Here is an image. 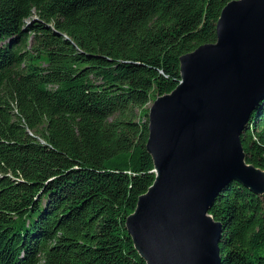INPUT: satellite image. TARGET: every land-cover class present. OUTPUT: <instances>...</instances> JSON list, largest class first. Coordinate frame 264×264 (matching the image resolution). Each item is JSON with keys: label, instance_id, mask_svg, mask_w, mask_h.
<instances>
[{"label": "trees", "instance_id": "1", "mask_svg": "<svg viewBox=\"0 0 264 264\" xmlns=\"http://www.w3.org/2000/svg\"><path fill=\"white\" fill-rule=\"evenodd\" d=\"M230 0H0V264H145L147 110ZM28 21V24H25ZM264 168V96L239 134ZM219 264H264V193L222 186Z\"/></svg>", "mask_w": 264, "mask_h": 264}, {"label": "water", "instance_id": "2", "mask_svg": "<svg viewBox=\"0 0 264 264\" xmlns=\"http://www.w3.org/2000/svg\"><path fill=\"white\" fill-rule=\"evenodd\" d=\"M178 61V82L148 106L154 178L124 227L145 264H219L214 197L230 180L264 193V168L244 160L239 140L264 96V0L228 1L215 40Z\"/></svg>", "mask_w": 264, "mask_h": 264}, {"label": "rangeland", "instance_id": "3", "mask_svg": "<svg viewBox=\"0 0 264 264\" xmlns=\"http://www.w3.org/2000/svg\"><path fill=\"white\" fill-rule=\"evenodd\" d=\"M29 22L28 21H26V23L25 24H28Z\"/></svg>", "mask_w": 264, "mask_h": 264}]
</instances>
